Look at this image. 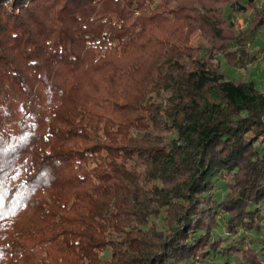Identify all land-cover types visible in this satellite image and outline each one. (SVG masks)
<instances>
[{"label": "trees", "instance_id": "1", "mask_svg": "<svg viewBox=\"0 0 264 264\" xmlns=\"http://www.w3.org/2000/svg\"><path fill=\"white\" fill-rule=\"evenodd\" d=\"M263 26L256 0H0V264H263L264 92L222 71Z\"/></svg>", "mask_w": 264, "mask_h": 264}, {"label": "rangeland", "instance_id": "2", "mask_svg": "<svg viewBox=\"0 0 264 264\" xmlns=\"http://www.w3.org/2000/svg\"><path fill=\"white\" fill-rule=\"evenodd\" d=\"M256 4L258 6L264 7V0H256ZM250 9L247 11L233 14L229 13V10L226 12V17L229 20H234L236 22V30L242 31L247 28V22L250 17ZM241 42L246 43L247 49L249 53L255 54L258 52L260 48L264 46V26L258 30L257 33L253 35H246L244 37H241ZM240 41H236L235 45L239 44ZM223 73L225 74V78L227 79H237L238 77H242L247 80H253L256 84V86L261 89L264 92V52L259 54L258 60L251 64L247 65L246 68H228L225 64H223L222 68ZM227 181H221L219 180L216 182V188L214 197L222 198L226 192L228 191ZM263 210V209H262ZM262 219L260 221V225L262 230L264 231V210L262 212ZM221 221V224H218L214 228V232L217 236H221L225 238L226 242H230L232 240H238L240 238V235H231L228 234L227 229H225L224 221L222 218L219 217L218 221ZM244 234V233H243ZM253 238H256L255 243L258 244L257 247H260V241L259 239L264 241V235H253ZM236 238V239H235ZM238 256L236 259L240 258V254H237ZM234 255H231V259L233 261H236L233 257ZM264 257V254H263ZM217 259V258H215ZM221 262V259H217L214 263L219 264ZM238 264V263H236ZM263 264H264V258H263Z\"/></svg>", "mask_w": 264, "mask_h": 264}]
</instances>
